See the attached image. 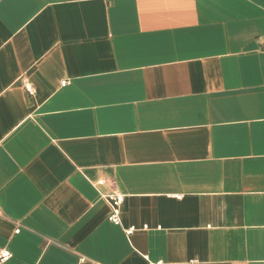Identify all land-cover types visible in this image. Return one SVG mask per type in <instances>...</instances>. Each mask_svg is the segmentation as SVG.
<instances>
[{"label":"crops","instance_id":"obj_1","mask_svg":"<svg viewBox=\"0 0 264 264\" xmlns=\"http://www.w3.org/2000/svg\"><path fill=\"white\" fill-rule=\"evenodd\" d=\"M0 248L264 264V0H0Z\"/></svg>","mask_w":264,"mask_h":264},{"label":"built area","instance_id":"obj_2","mask_svg":"<svg viewBox=\"0 0 264 264\" xmlns=\"http://www.w3.org/2000/svg\"><path fill=\"white\" fill-rule=\"evenodd\" d=\"M67 84H68L67 81H64L61 83V86L65 87ZM105 199L111 209V213L108 217V220L112 224L118 226L120 224L119 213H120V205L122 203L123 197L119 194H112L106 196ZM131 230H129V232H131ZM11 257L12 255L10 252L0 248V264L8 261L9 259H11ZM149 264H162V262L149 263Z\"/></svg>","mask_w":264,"mask_h":264}]
</instances>
